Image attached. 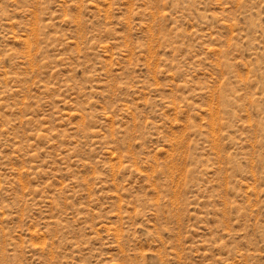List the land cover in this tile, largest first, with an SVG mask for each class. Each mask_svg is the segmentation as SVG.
<instances>
[{
    "label": "rangeland",
    "instance_id": "1",
    "mask_svg": "<svg viewBox=\"0 0 264 264\" xmlns=\"http://www.w3.org/2000/svg\"><path fill=\"white\" fill-rule=\"evenodd\" d=\"M0 264H264V0H0Z\"/></svg>",
    "mask_w": 264,
    "mask_h": 264
}]
</instances>
